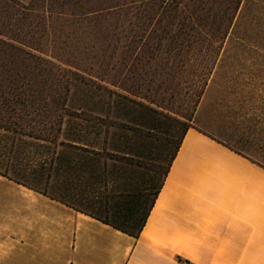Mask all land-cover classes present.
Instances as JSON below:
<instances>
[{"label":"trees","instance_id":"16d2710c","mask_svg":"<svg viewBox=\"0 0 264 264\" xmlns=\"http://www.w3.org/2000/svg\"><path fill=\"white\" fill-rule=\"evenodd\" d=\"M241 2L0 0V129L12 134L0 174L137 237L215 65L194 44L222 40ZM47 44L60 64L43 56ZM146 84L192 111L150 105L166 109ZM162 118L176 130L157 144Z\"/></svg>","mask_w":264,"mask_h":264},{"label":"crops","instance_id":"0c3cea01","mask_svg":"<svg viewBox=\"0 0 264 264\" xmlns=\"http://www.w3.org/2000/svg\"><path fill=\"white\" fill-rule=\"evenodd\" d=\"M197 113L137 237L0 174V264H264V124L225 139Z\"/></svg>","mask_w":264,"mask_h":264},{"label":"rangeland","instance_id":"374dc122","mask_svg":"<svg viewBox=\"0 0 264 264\" xmlns=\"http://www.w3.org/2000/svg\"><path fill=\"white\" fill-rule=\"evenodd\" d=\"M20 1L31 2V0ZM213 26L210 24L206 29L212 31ZM226 31L222 40L215 37L214 32L212 34L210 32L209 35L201 36L194 44L198 50L195 57H200L199 59L205 61L211 59L215 61L212 71L208 73V84L196 107L198 113L194 123L225 139L262 136L260 128L264 123L257 120L261 115H264V0H242L233 22L229 28H226ZM152 41L153 39H150L148 45L154 46ZM44 52V57L60 64L50 56L54 52L52 44H47ZM65 57L63 56V59H66ZM71 59L73 63L81 64L83 57L75 56ZM88 61L90 60L88 59ZM61 67L69 68L64 64H61ZM146 69L147 72L153 70V68ZM91 74L94 75L93 72ZM141 93L150 98L155 97V101L161 103L166 109L152 103L149 104L170 115H175V112L189 114L193 109L191 103L185 104L177 100H168L171 91L168 92L163 102L160 97L154 95V90L147 89V84L142 88ZM79 97H81V92L78 90L74 95L75 102H78ZM162 119L160 132L157 134L159 138H163H160L157 144L163 141L164 135L168 131L176 130L172 122L165 118ZM11 135V133L0 129V155L3 149L2 145L9 141ZM24 139L27 144L31 141L28 137H24ZM27 151H31V146L27 145ZM26 163L23 160L15 165L22 166V173L29 175ZM4 165L5 161L0 158V166ZM41 187L44 188V185Z\"/></svg>","mask_w":264,"mask_h":264}]
</instances>
